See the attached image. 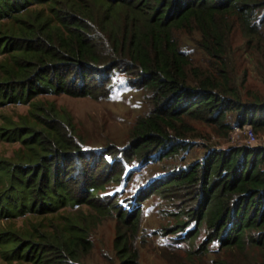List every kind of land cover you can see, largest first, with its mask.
Wrapping results in <instances>:
<instances>
[{
	"label": "trees",
	"instance_id": "trees-1",
	"mask_svg": "<svg viewBox=\"0 0 264 264\" xmlns=\"http://www.w3.org/2000/svg\"><path fill=\"white\" fill-rule=\"evenodd\" d=\"M235 26L245 52L264 59V0H0V104L29 106L0 125V137L20 142L12 159L0 157L1 256L86 264L91 229L111 213L118 264H139V203L126 211L99 191L120 181L131 161L185 149L183 118L227 130V113L237 111L239 123L264 128V99L242 102L231 79ZM179 33L196 36L206 67L193 64ZM129 86L144 92L148 107L123 146L87 145L69 113L36 99H101ZM153 182L144 189L179 193L186 219L175 229L190 220L191 229H205L199 248L216 242L230 253L212 262L264 264V147L214 149Z\"/></svg>",
	"mask_w": 264,
	"mask_h": 264
},
{
	"label": "rangeland",
	"instance_id": "rangeland-1",
	"mask_svg": "<svg viewBox=\"0 0 264 264\" xmlns=\"http://www.w3.org/2000/svg\"><path fill=\"white\" fill-rule=\"evenodd\" d=\"M182 47L190 55L195 65L206 67L208 57L194 43L195 35L179 33ZM227 45L229 48V63L232 82L239 90L242 102L252 103L264 99V59L259 54L252 56L245 52L244 39L235 26L230 34ZM4 58L0 54V61ZM36 99L44 103L53 102L57 109L66 111L74 122L75 129L82 135L87 145L96 147L107 142L123 146L128 138L129 128L136 117L146 111L148 104L142 90L135 87L114 89L108 96L101 99L90 97H73L66 94H44ZM28 104H0V125L8 118L17 120L28 113ZM237 111L227 113L226 122L229 129L218 125H209L200 120L183 118L185 124L184 140L189 143L185 149H180L172 155L139 164L131 161L127 173L122 174L120 181L113 180L106 184L99 193L107 194L114 203L126 211L138 202L141 207L139 215V236L134 244L139 254V264H215L217 257H228L230 253L221 250L216 242L210 243L207 249L199 248L204 244L205 229H191L194 223H189L184 230L175 229V225L186 219L181 210L179 193L174 194L150 192L144 189L150 181L153 183L162 175L179 167L199 162L208 151L223 150L234 146L252 148L264 147V128L254 131L248 122L239 123ZM252 129L255 145H251L245 132V127ZM20 147L18 141H8L0 137V157L12 159ZM148 196L138 197V193ZM147 193V194H146ZM136 207V206H135ZM3 222V221H2ZM18 227L25 223L23 218L13 220ZM5 223V221L3 222ZM116 220L111 213L100 218L91 229L92 248L84 257L86 264H118L113 251V241L116 232ZM193 230L191 232V230ZM190 230V231H189ZM197 231L196 234H194ZM193 236H189L192 235ZM233 255L242 260V255L234 250ZM252 255V252H249ZM192 260V261H191ZM0 264H30L17 260L8 261L1 256Z\"/></svg>",
	"mask_w": 264,
	"mask_h": 264
},
{
	"label": "built area",
	"instance_id": "built-area-1",
	"mask_svg": "<svg viewBox=\"0 0 264 264\" xmlns=\"http://www.w3.org/2000/svg\"><path fill=\"white\" fill-rule=\"evenodd\" d=\"M245 132L248 136V141L251 145H255V140H254V135H253V132H252V129L250 128V126L248 125L247 127H245Z\"/></svg>",
	"mask_w": 264,
	"mask_h": 264
}]
</instances>
